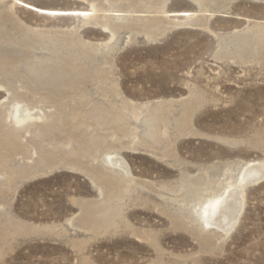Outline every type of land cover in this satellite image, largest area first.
Returning <instances> with one entry per match:
<instances>
[{"label":"rangeland","instance_id":"obj_1","mask_svg":"<svg viewBox=\"0 0 264 264\" xmlns=\"http://www.w3.org/2000/svg\"><path fill=\"white\" fill-rule=\"evenodd\" d=\"M106 1L117 2L0 0V103L14 111L11 105L17 101L20 113L31 100L41 98L31 94L37 76L43 75L39 71L64 72L66 78L46 85L51 100L61 94L57 90L74 98L82 90L110 113L94 117L103 114L87 104L81 113L91 126L80 125L71 132L82 135L86 145L96 135L102 153L116 151L113 155L121 158L127 176L150 187L133 186L126 192L119 201L121 215L107 230L86 229V213L95 220L99 217L98 206L110 186L102 179L114 181L122 178L121 173L116 166L107 168L102 159L94 164L84 159L93 170L98 164L96 183H104L100 194L84 170L63 163L48 168L49 160L39 148L69 154L80 142L73 138L69 146L64 144L70 118L62 123L52 118L43 121V116L68 112L76 102L55 107L49 99L35 103L19 123L34 121L38 126L30 123V132H17L15 154L0 162V183L14 170L11 188L0 193V264H264V177L246 186L242 213L227 235L214 227L203 230L199 219L182 216L177 210L180 198L172 191L183 180L199 175L222 180L237 176L247 162L264 160V49L249 44L243 57L234 52L236 37L255 41L250 33L256 23L264 25V0L212 3L204 13L214 14L207 20V29L166 28L168 24L152 38L126 24L111 40L109 30L84 24L83 16L74 13L90 9L91 2ZM131 1L120 5L136 6ZM155 1L142 0L141 11L119 14L127 17L125 23L164 18L165 14L149 7ZM162 3L168 12L188 10L201 16L193 0ZM107 41L110 46L103 48ZM38 62L44 64L37 66ZM103 79L119 96L110 91L103 97L99 90ZM123 99L128 108L145 104L141 108L147 112L154 103L166 106L167 136L153 130L161 139L154 143L144 134L143 115L136 120L126 111V123L115 119ZM183 104L189 106L186 113ZM17 112L0 118V140L6 141ZM127 128L137 134L133 140L124 135ZM50 140L56 149L48 144ZM32 142L36 152L26 158L23 150ZM4 147L0 146V153Z\"/></svg>","mask_w":264,"mask_h":264},{"label":"bare ground","instance_id":"obj_2","mask_svg":"<svg viewBox=\"0 0 264 264\" xmlns=\"http://www.w3.org/2000/svg\"><path fill=\"white\" fill-rule=\"evenodd\" d=\"M124 1L127 2L129 0H120V1L117 0L118 3L117 2L115 3L114 1H112V2L106 1L105 4L103 2H99V3L98 2H91L90 9L87 8V9L82 10V11L75 10L74 13H78V14H81L83 16V23L84 24H91V25L93 24V25H98V26L100 25V29L102 28L103 30H109V32L111 33V37L109 40H111V38L113 37V35L116 33L117 30L125 27L126 24L130 25L131 30L134 29L135 31H143L146 33V35L154 38L155 35L158 34V32L160 31V28L161 27L164 28L168 24L169 25L166 26V28L167 27L169 28V26L171 27V26H178V25H183V26L190 25V26H193V28L207 29L208 28L207 20L209 17L213 16L214 14L212 12L209 14H204V13L211 10L209 8V6L212 3H220L221 4V2L218 0H193L199 4L198 9H196V12H199V13L201 12L200 13L201 16H199V15L195 14L194 11L191 12L188 10L179 11V12H177V11L176 12H168L164 8L162 0H159V1L157 0V1H155V3L150 2L151 5L150 6L148 5V6L150 8L156 9V11H158L162 14H165L164 18L160 17L157 19H150L148 22H145V23L141 22V20L137 21L135 23H134V21H131L130 23H125V19H127V17L125 15H120L119 14L120 11H123L126 13H128V12L131 13V11H135V9H139L141 11V9H144V8L139 6V3L142 0H137V1L133 0L134 1L133 3H135L136 6L134 4H133L134 6H132V4L129 2H128L129 5L124 3L126 5L121 6L120 4H123ZM144 3H141V4H144ZM222 3H223V1H222ZM221 5L223 6V4H221ZM121 7H123V8H121ZM169 17H173V19H170V20L167 19ZM138 22H141V23L139 24ZM253 27L254 28L251 29L250 34H251L252 39H254L255 41L250 42L246 39V37H236V39H235L236 40V49L234 52L238 53L239 57L240 56L243 57V55L249 51L248 50L249 48L247 49L248 51L244 49L245 48L244 46H249V44L255 50L258 48L264 49V25L256 23V25H254ZM149 28H154V30L150 32V31H148ZM248 32H250V31H248ZM71 40H73V39H71ZM221 40H222V42L224 41L223 38ZM109 46H110V43L108 41L103 44V48H108ZM224 46L226 47V45H224ZM98 48H100V46ZM11 53H13V51ZM58 56L64 61V63L67 62V58H65L63 55L61 56L59 54ZM40 61H42V60H40ZM38 63L39 64L36 63L37 66L38 65L41 66L44 64L42 62H38ZM31 64H34V63H31ZM2 67H3V65L0 63V69ZM31 67H32V65H31ZM34 69H33V71H34ZM99 70L100 69H97V73L99 72ZM39 72H41V74H43L42 75L43 77L37 76V78L35 80L37 82V84H35L32 87L31 94L32 95L39 94V96L41 98L35 99L34 102L31 100V104H27L26 107L24 106L23 111H21L20 113H18L19 107L17 108V101H15L11 105V107L15 108L14 111L12 110V108H11V110H9L8 108H5L4 105L2 103H0V109H2V112L0 111L1 112L0 118H2V120H4L5 118L7 119L9 116H11L12 114L14 115L18 111L17 112L18 116L17 115L15 116L14 124L10 127V131L8 132V135L7 136L5 135V137L7 138L6 141L0 140V146H5L3 148V149H5V150H3L4 152L0 153V162L10 160L13 157V155L15 154L13 149L18 146V140L15 139L14 137L17 135V132H21V131L30 132V130H29L30 123H31V126L36 125V123L34 121H31L30 123H26L25 125L22 123L21 124L19 123L21 120H23L24 118L28 117V115H30L28 112L30 111V109H32L34 107L35 103L41 102L43 99H45V100L49 99L53 104L52 107H55V105L59 104V106H60L62 103L68 105V103H70V102H76L70 111L65 112V113H59L58 116H56V115L52 116L53 113H47V114L45 113L43 116L44 119L43 118L42 119H43V121L51 122V121H53V120H51V118H52V119H57L58 121L62 122L63 119L70 118L71 122L69 123V130L67 131V134L62 139L65 140L64 144L66 146H69L70 143L72 142L73 138H74L75 140H78L80 142L79 146H77L75 149H71V150L69 149V154L62 153L63 152L62 150H59L61 154H57V152H59L58 150L50 151L47 148H44L43 150H42V148H39V149H41V151L45 153V158L47 160H49V163L47 164L48 168L51 167L50 166L51 164L52 165H58L59 163H63L71 169H77L79 171L84 170L87 175L88 174L91 175L90 178L92 179V182H94L93 184H95L97 186V189L99 190L100 194L103 193L101 186L104 183H103V181L96 183V182L100 181V176L98 175L97 172H95L96 171L95 168L98 166V164H96V166L94 168L95 171H94L93 169H91L92 167H89L87 164L83 163L84 159H88L87 161L93 162V164L98 159H102L103 163L106 164L107 168H108V165H109V168H111V166L117 167V169L121 173L122 178H118V179L116 178L117 180H114V181H112L110 177H108L107 179H104V178L102 179V180L106 181V183H109L110 186H108L109 189L105 193L104 197L102 198L103 201H102L101 205L98 206L97 211H99V214H100L99 217L95 220V218H92L89 216V214H91V213H86V217L84 220V224L86 225V229H90L94 232L100 231V229L107 230L109 227H111V226H113V224H115L116 216L121 215L122 204H120L119 201L124 199L125 193L130 191V189L133 186H141L142 188H149L150 185L148 183H143V182H138L137 180H132L131 177H129L130 175L127 176L128 175L127 173H129V172L125 171L127 169H125L124 163L121 160V158H117L118 156L116 157V155H117L116 151H114L113 153L108 152V151L105 153H102L101 148H100V144L98 143V141L96 139V137H97L96 135H91L90 141H89L88 145H86L82 142L83 138H84V137H82V135H79V137H77L76 134L71 132L72 129H75L76 127H79L80 125H84L85 127L91 126V124L86 121V119L84 118V116L81 113L82 108L87 104H91L92 110H94V109L95 110L97 109L98 111L100 110L101 113L103 114V115H98V116H94V117H103L104 118L105 114H110V113H108V111L104 107H100V105L98 104V102H96V100L89 98V94L84 93V91H82V90L81 91L79 90L78 92H76L77 94H79V97H78L79 99L77 97L74 98L72 95L68 96L67 92H65V91L57 90V93H61V94L59 95L58 98H52V100H51L49 98V93L51 91L46 89V85H48V83L50 84L51 82H54V81H60L62 78H66L67 75L64 72L54 73V71L52 72L50 70H49V72H45V71H39ZM33 73H34L33 75H35V77H36V71H34ZM5 74H6V72H5ZM76 74H80V73H76ZM74 76H78V75H74ZM106 79L102 80L101 86L99 87V90L102 92L103 97L104 96L107 97L108 92H110V91H112V93H116V95H118L115 87L113 88L111 84L109 86L107 85V83L105 82ZM53 85L55 86L54 83H53ZM66 85H70V84H66ZM57 93H55V94H57ZM71 93H73V92L69 91V94H71ZM193 96H194V94H193ZM83 97H85V98L83 99ZM15 99H17V98H15ZM195 99H196V97H195ZM123 102H124L123 104H121L119 107H117L118 113L115 115V117H114L115 119H117L121 123H123V122L126 123L125 117H124L126 111H129L130 112L129 114H131L136 120L138 117L143 115V117H142L143 122L146 126V128L144 129V134L146 136H149L151 138L153 137L154 143L159 142V140H161V139H158L157 137L154 136L153 130L158 131L161 134V136H163V135L167 136L166 135V120H167L166 119V116H167L166 115L167 114L166 106L164 107V106L160 105L161 103L159 105H155L156 103H154L155 106L154 105L152 106V104H151V106H152L151 111L147 112L146 107H148V106H145L146 109H144V108H141L143 104H141V106L140 105H133L132 106V104H131V106L129 107L130 109H129L127 107L128 106L127 100L123 99ZM187 104L191 105L190 103H187ZM184 105L185 104H183V106ZM195 106L196 105L194 104V97H193V107H195ZM185 107H186V105H185ZM187 107H189V106H187ZM187 107L182 111L185 112ZM115 109H116V107H115ZM186 112H187V110H186ZM145 113H146V115H145ZM42 114H43V112H42ZM188 114H189V112H188ZM89 117H91V116H89ZM186 117L188 118V117H190V115L185 116L183 118V120H186ZM91 119H93V117H91ZM49 122H47V124H46L47 127L49 126ZM64 124L66 125L68 123L64 121ZM160 124H162L161 127H158V125L160 126ZM36 126H38V125H36ZM176 127L179 128V125L177 126V124H176ZM178 132H179V130H178ZM38 134H40V133H38ZM88 134H90V133H88ZM113 134H114V132L110 133L111 138L113 137ZM33 135L35 136L36 134H33ZM124 135L126 137H128V136L131 137L132 140L137 136L135 131L132 130L131 128H127L124 131ZM167 140H169V139L167 138ZM48 144L52 145L54 147V149H56V146L53 145L51 140L48 142ZM36 149L37 148L33 145V142L31 143L30 146L25 148L23 151L27 153L26 158H32L33 154L36 152ZM89 149H92V150L89 151ZM73 151L77 152V154H75ZM113 154H116V155H113ZM98 163H100V162H98ZM0 167H1V165H0ZM18 170L22 171V169H18ZM13 172H14V170L12 169V171L10 172L11 176L6 178V180H4L2 183H0V193L3 194L11 188L10 183H11V181H13V176H12ZM263 177H264V160L247 162L245 167L243 168V170H241L237 176H234V177L226 176L222 180L220 178L219 179H216V178L213 179V178H210L209 176H200V175L197 177H194L192 180H183L182 183H179L177 185V187H175L176 188L175 190H172L174 193L177 192V196L180 198L179 199L180 205L177 206V210L182 211V212L179 211L180 213H182V216L184 215L186 218H188L191 221H196L197 219H199L201 222V226H202L203 230H204V228L206 229L209 227H212V228L214 227V228L220 230L222 233L227 235L228 232L233 230V228L237 224L238 219L242 213V210L244 207V194H245L246 186L253 184L255 182H258ZM120 179H122L121 183H120ZM159 195H161V194L159 193ZM172 200L174 201L175 199L172 198ZM115 201H116V203H115ZM19 229L20 228L17 227L15 229V231L16 230L18 231ZM134 235L138 236V234L136 232H134ZM138 237H140V236H138ZM144 238L147 240L150 239V237H148V236H146ZM152 241H154V239Z\"/></svg>","mask_w":264,"mask_h":264}]
</instances>
